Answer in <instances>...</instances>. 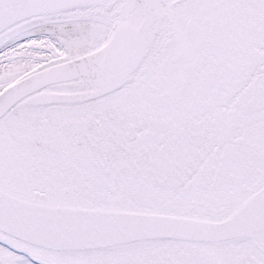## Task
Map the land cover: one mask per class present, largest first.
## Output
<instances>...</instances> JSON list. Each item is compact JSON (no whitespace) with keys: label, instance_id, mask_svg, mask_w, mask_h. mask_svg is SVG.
Listing matches in <instances>:
<instances>
[{"label":"snow or ice","instance_id":"snow-or-ice-1","mask_svg":"<svg viewBox=\"0 0 264 264\" xmlns=\"http://www.w3.org/2000/svg\"><path fill=\"white\" fill-rule=\"evenodd\" d=\"M0 264H264V0H0Z\"/></svg>","mask_w":264,"mask_h":264}]
</instances>
